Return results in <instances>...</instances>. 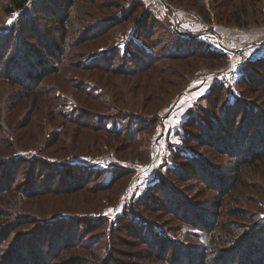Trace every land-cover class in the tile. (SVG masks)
<instances>
[{
	"label": "rangeland",
	"instance_id": "374dc122",
	"mask_svg": "<svg viewBox=\"0 0 264 264\" xmlns=\"http://www.w3.org/2000/svg\"><path fill=\"white\" fill-rule=\"evenodd\" d=\"M5 1L0 0V55L10 39L17 42L21 38L22 17L40 16L45 22L39 20V26L52 28L46 20L50 17L45 11L48 7L44 6L53 0H31L14 13H5L1 8ZM228 1L231 2L219 8L218 0H201L205 7L199 12L180 0H82V4L75 5L83 9L79 14L76 11L67 28L60 73L44 86L53 96L39 105L20 100L12 124L7 126L10 121H6L0 131L10 134L13 141L0 147V157L27 155L35 160L73 164L81 168L80 180L85 178V190L68 196L70 219L58 218L43 227V235L46 233L49 240L45 247L41 246L43 253L50 252L54 239L57 246L63 237L80 243L94 240L95 246L104 234L110 233L117 239L111 260L148 264L136 259L144 256L147 247L132 241L131 232L119 230V222L125 218L129 226L134 222L147 229L153 224L164 235L170 250H205L210 238L202 227L208 221H218L219 210L215 207L224 197L225 217L234 222L232 225L237 223L241 228L250 221L264 225V175L260 170H242L243 180L235 190L239 194L233 199L216 189L225 182L231 184L234 178L229 174V157L210 142L209 133L214 134L210 128L224 125L222 116L229 110L227 118L235 127L244 116L247 118L250 109L264 118V81H257L264 73L254 66L264 62V0ZM66 4H51L47 10L62 12ZM43 7L44 11L34 13V9ZM125 13L131 20L107 31L113 20ZM146 17L150 22L142 23ZM53 29L58 37L54 42L60 47L63 32L58 27ZM101 30H105L104 37L85 41L91 33ZM140 35L150 38L145 40ZM45 37L46 41L51 38ZM27 42L34 45V40ZM136 51H147L152 56L151 60H143V66L151 69L126 78L86 68L90 63H105L117 70H130L134 63L127 60H138ZM17 53L12 48L8 56L0 59V68L9 59H17ZM215 53L224 57L214 59L211 55ZM21 65L17 62L13 72L23 70ZM246 80L251 82V88L245 87ZM6 83L7 86L0 85V119L7 111L3 109ZM235 109L239 110L238 117L231 112ZM9 160L0 164V185L9 184L8 178L14 175L35 189L54 180V176L47 175L35 179L26 170L21 174L19 168L12 171ZM213 171L219 179L211 178ZM181 198L190 200V213L181 210L173 218L150 211L151 206L169 207L170 201L176 204ZM146 200L148 207L141 208ZM234 209H239L242 216L229 217ZM58 213L66 215L59 207L53 209L50 202L43 204L42 214ZM187 218L190 222L185 221ZM93 224L96 228L91 227ZM134 227L138 234L140 228ZM27 229L20 233L29 234L32 229ZM22 244L26 254L41 250L30 235ZM74 254L84 255L74 249L68 253L69 258Z\"/></svg>",
	"mask_w": 264,
	"mask_h": 264
},
{
	"label": "trees",
	"instance_id": "16d2710c",
	"mask_svg": "<svg viewBox=\"0 0 264 264\" xmlns=\"http://www.w3.org/2000/svg\"><path fill=\"white\" fill-rule=\"evenodd\" d=\"M30 1L31 0H6L1 8H3L5 13H14L23 10ZM180 1L186 2L190 5V8L197 9L198 12L201 8L205 7L201 0ZM218 1L221 2V5L218 6L219 8L224 7L225 4L227 5L231 2L228 0H226V3H223L221 0ZM40 2L43 3L45 0H41ZM65 2L67 3L65 5L66 8L62 12L60 9L53 10L51 8L50 10H47L51 4L58 7V4L62 6ZM77 3L82 4V0H53V3L50 2V4H45L44 7L48 8L45 9L43 7L33 10L34 13L38 14L45 9V11L49 13L48 16H50L46 18L47 23H50L55 30H57L56 28L58 27L59 30L63 32V34L60 35V47L58 43L54 42V40H57L56 42H58V37H56L57 33H55L54 29H46L45 26H43V28L39 26V20L45 22V18L37 16L35 19L31 14L20 19L19 37L21 38H18L17 42H13L12 39H10L6 51H2V54L0 55V59L8 56L11 53L12 48H15L16 52H18L17 59H9L5 62L6 65L4 64V68H0V85L3 83L7 86L6 82H8V88L6 89L5 94L6 99L5 102H3V109H7V111L6 115L0 119V131L1 128L3 129L2 125H4L6 121H10L7 123V126L12 124L14 112L17 109L20 100L27 99L29 102L31 100L32 105H39V103H42L47 99L49 100L50 97L53 96L51 95V92L47 93L45 91V87L60 73L61 64L64 61V56L66 54L65 48L63 49L62 46L68 37L69 31L67 32V28L72 25V19L73 17H76V11L77 14H79L83 9L82 5L75 6ZM56 10L60 13L56 14ZM116 19V21L113 20L114 26L112 24L107 31H110L113 27L121 26L122 24L129 22L131 16H128L125 13L122 17ZM149 20L150 18L146 17L142 18L141 22L147 23L150 22ZM152 23L155 22L152 20ZM104 33L105 30L91 33L89 38L85 41H96L97 39L104 37ZM45 36L51 38L46 41ZM85 38L86 36L83 37V39ZM140 38L149 40L150 36L140 35ZM27 40H34V45L29 44ZM147 51L149 52V50ZM147 51H144L141 54L136 51L138 55V60L136 61V57L134 58V56V59L127 60V62L134 63L130 70H128L129 68L125 70H117L114 65H107L105 63H90L86 68L101 72L114 73L117 76L127 78L128 76H132V74L143 73L144 71H147V69H151L150 67L143 66V60H151L150 57H152ZM115 55L119 56V51L116 50ZM211 57L215 59L224 56L221 53H215L214 55H211ZM16 61L22 64L21 67H23V70L13 72L15 65L17 64ZM154 61L155 59L153 62ZM138 62L142 63L139 64ZM254 66L256 69L264 73L263 61L255 63ZM131 71L133 72L131 73ZM258 77L257 81H264V75ZM245 82V87H252L251 82L247 80ZM229 111L222 116L225 119L224 125H218L219 127L217 126L218 128L214 129L212 126L210 129L212 131L214 130L215 135L211 132L209 134L211 144L219 149V153L228 156V159L232 163V168L229 169V174L233 176V182L227 185L225 181H227L228 178L223 177L225 183L216 188L218 190L217 192L220 193V191H222L225 193L224 195L226 197L233 199L235 195L239 194L238 192H235V190L241 180H243V169H258L263 173L262 176L264 175V118H259V113L250 109L247 118L244 116V120L241 124L235 127L233 121H230L227 118ZM232 111L236 114L235 116L238 117L239 110L235 109L231 110V112ZM0 136L7 138L5 139L6 141L0 139L1 148L4 144L13 143V141L10 140V134L4 132L0 134ZM214 138L217 140L214 141ZM0 154L2 156L1 151ZM15 157L16 156H11L9 158L0 157V164L3 162L5 163L4 160L10 159L9 161L13 166L12 171L19 168L21 174H24L26 170L28 172L27 175L32 174L35 179L39 178L37 176L41 175L42 177L47 175L49 177L54 176V180L48 184H42L41 187L35 189L26 185V180H21L20 177L14 175L8 178V182H10L9 184L0 185V264H123V262L120 263V260L117 262L110 259V256L116 253L113 249L117 242V239L113 238L110 233L104 234L102 241L96 243L95 246L94 243L96 241L94 240L80 243L79 241L75 242V239L69 240L67 237H63L57 241L60 243L59 246H57L56 239H54L51 242V248L49 249L50 252H46V254L43 253L41 246L45 247V242L49 241L46 233L43 235V227L47 223H50L55 219L57 220L58 218L70 219L68 196L75 195L85 190V178L80 180V176L82 175L80 172L81 168L76 165L73 166V164L69 165L66 163L52 162L48 159H45V161L35 160L27 155L18 156L16 157L17 159ZM59 163L63 165L59 166ZM88 169L90 170L92 168L88 167ZM38 172L40 174H38ZM12 174L14 173L12 172ZM210 176L215 180L220 177L216 176L214 171L210 172ZM259 179L261 180V178ZM71 181L74 182L71 183ZM211 185L214 189V185L212 183ZM241 195L244 198L246 197L243 193ZM224 198H220V201L215 207L219 210L216 213L218 215V221L215 223L213 222L215 225L208 221L209 224L206 223L202 227L205 231L207 230L210 238L205 250L192 249L190 250L191 252H189V250L188 252H186L187 250H170V246L167 247V240L164 235L157 232L153 224H150L146 229L145 225L142 224L143 227H140L133 222L132 224L130 223V226L133 225L132 228L128 225L129 223L127 220L129 219L125 218L123 222H119V230L123 231V233L131 232L132 235H130V238L132 241L135 240L137 243L147 247L142 253L144 256L140 257L139 255L136 259H143L144 261H147L148 264L150 262V264H264L263 223L250 221V224H246L241 228H237V223L232 225L231 223L234 222L227 220L225 217L227 208L223 202ZM147 201L148 200L145 201V204L142 202L141 208L145 205L146 208L148 207ZM48 202H50L53 209L59 207L60 211L66 213V215L62 213L52 216L42 214V206L44 203ZM189 203L190 200L187 198H181L176 204L173 201H170L169 207L168 205L163 204H158L154 207L151 206L152 208L150 207V211L154 210L156 216L163 214L164 216H172L173 218H176L179 216L178 214H180L181 210H185V213H190ZM35 210H37V212H35ZM144 211H146V209ZM235 216H242L239 209L237 211L234 209L230 212L229 217ZM134 218H131V220ZM190 220V218H187L185 221L190 222ZM39 222H42L43 225L40 226ZM36 224L39 225L36 228H31ZM145 224L148 225L147 222H145ZM134 226L140 228L138 234L135 233ZM91 227L96 228L94 227V224L91 225ZM27 228L32 229L29 234L20 233L21 230H28ZM220 228L225 229L221 230L223 234H221ZM219 234L221 235L217 236ZM29 235L39 244V249L41 250L38 254L31 251L27 252V254L25 252L26 248L22 243L25 236L29 237ZM214 243L221 246L215 247L213 246ZM165 245L167 248L164 247ZM181 248L186 249V247ZM74 249L84 253V255L75 256L77 254H74L73 258H69L68 253L72 252ZM170 258H172V260ZM181 261H185V263Z\"/></svg>",
	"mask_w": 264,
	"mask_h": 264
}]
</instances>
